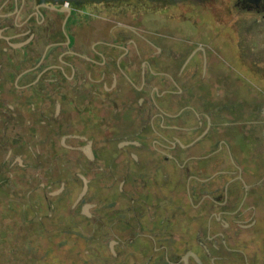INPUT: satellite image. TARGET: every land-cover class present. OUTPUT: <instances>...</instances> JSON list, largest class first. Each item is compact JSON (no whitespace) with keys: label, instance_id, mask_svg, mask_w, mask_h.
<instances>
[{"label":"flooded vegetation","instance_id":"obj_1","mask_svg":"<svg viewBox=\"0 0 264 264\" xmlns=\"http://www.w3.org/2000/svg\"><path fill=\"white\" fill-rule=\"evenodd\" d=\"M74 15L0 0L1 196L88 236L61 264H264V95L180 24Z\"/></svg>","mask_w":264,"mask_h":264},{"label":"rangeland","instance_id":"obj_2","mask_svg":"<svg viewBox=\"0 0 264 264\" xmlns=\"http://www.w3.org/2000/svg\"><path fill=\"white\" fill-rule=\"evenodd\" d=\"M47 1L53 4L70 3L76 13L72 17V24H85L99 18H141L148 31L156 32L157 27H164L165 31L159 33L170 38L172 33L165 27L180 24L184 32H189L194 39H206L211 53L222 51L228 78H231L226 81L228 88L241 87L254 95H264V16L237 11L234 0ZM0 192L10 194L6 189ZM11 202L12 208L8 205ZM75 220L90 230L91 221ZM64 221L62 223L58 215L54 219H38L30 206L24 207L19 202L0 198V238L9 235L13 240H18L21 254L33 264H61L75 257L83 259L81 251L74 252L75 246L70 240H90L79 229H67L71 224L70 219ZM1 244L5 258L10 246L3 242Z\"/></svg>","mask_w":264,"mask_h":264},{"label":"trees","instance_id":"obj_3","mask_svg":"<svg viewBox=\"0 0 264 264\" xmlns=\"http://www.w3.org/2000/svg\"><path fill=\"white\" fill-rule=\"evenodd\" d=\"M1 183H0V191H1ZM0 198H4V199H10L11 198H6L1 196V192H0ZM9 207L12 208L13 203H8ZM0 235H1V231H0ZM1 242L8 244L10 247L7 251V253L5 254V258H3L2 256V252H1ZM16 243H19L18 245H15ZM21 244L18 240H13L11 238V236H6V238H0V264H33L34 262L29 260L28 258H26L25 256H23L21 254ZM39 264V263H37Z\"/></svg>","mask_w":264,"mask_h":264},{"label":"water","instance_id":"obj_4","mask_svg":"<svg viewBox=\"0 0 264 264\" xmlns=\"http://www.w3.org/2000/svg\"><path fill=\"white\" fill-rule=\"evenodd\" d=\"M252 1V0H251ZM256 2V1H255Z\"/></svg>","mask_w":264,"mask_h":264}]
</instances>
